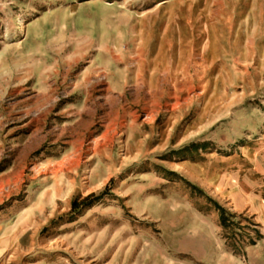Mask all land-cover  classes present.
<instances>
[{
	"label": "rangeland",
	"instance_id": "374dc122",
	"mask_svg": "<svg viewBox=\"0 0 264 264\" xmlns=\"http://www.w3.org/2000/svg\"><path fill=\"white\" fill-rule=\"evenodd\" d=\"M0 264H264V0H0Z\"/></svg>",
	"mask_w": 264,
	"mask_h": 264
},
{
	"label": "crops",
	"instance_id": "0c3cea01",
	"mask_svg": "<svg viewBox=\"0 0 264 264\" xmlns=\"http://www.w3.org/2000/svg\"><path fill=\"white\" fill-rule=\"evenodd\" d=\"M92 4L97 7L96 11L93 14L85 15L82 19L83 24L81 23L78 25V16L72 19V22H76L74 26L76 39L74 42H76V49H79L80 52L86 51L87 53H92L94 60L96 59L98 63L105 62L107 65H101V69H105L109 68L112 63L114 64L117 61V43L119 41L117 25L114 16L110 14V9L107 6L96 2L87 3L88 6H94ZM69 20L71 21V19L68 18L67 22H69ZM67 22L65 23L67 24ZM33 26L31 37L35 46L32 48L29 47V45L26 49H22L20 55L35 61L36 69H43V71L39 73L40 79H42L44 77V71L47 69L44 62H48L44 57L48 49V47L45 46L47 43L46 27L48 25L47 21L42 17L38 19ZM55 40L57 43H61L67 41V37L57 36ZM27 41L28 37L26 36L23 43ZM23 47L25 48L24 44Z\"/></svg>",
	"mask_w": 264,
	"mask_h": 264
}]
</instances>
